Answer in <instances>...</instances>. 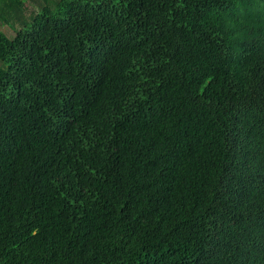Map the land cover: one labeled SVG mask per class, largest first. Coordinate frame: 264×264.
Masks as SVG:
<instances>
[{
    "label": "trees",
    "instance_id": "obj_1",
    "mask_svg": "<svg viewBox=\"0 0 264 264\" xmlns=\"http://www.w3.org/2000/svg\"><path fill=\"white\" fill-rule=\"evenodd\" d=\"M0 0V264H264V0Z\"/></svg>",
    "mask_w": 264,
    "mask_h": 264
},
{
    "label": "rangeland",
    "instance_id": "obj_2",
    "mask_svg": "<svg viewBox=\"0 0 264 264\" xmlns=\"http://www.w3.org/2000/svg\"><path fill=\"white\" fill-rule=\"evenodd\" d=\"M42 3H43V0H37V2H34V3L29 1V7L30 6L32 7L34 5L33 7L38 8L40 7V4ZM19 27L20 25L18 26L15 21H13L11 24H2V23L0 24V29L5 31L11 38L14 36L16 29H18Z\"/></svg>",
    "mask_w": 264,
    "mask_h": 264
},
{
    "label": "crops",
    "instance_id": "obj_3",
    "mask_svg": "<svg viewBox=\"0 0 264 264\" xmlns=\"http://www.w3.org/2000/svg\"><path fill=\"white\" fill-rule=\"evenodd\" d=\"M18 25V24H17ZM19 26V25H18Z\"/></svg>",
    "mask_w": 264,
    "mask_h": 264
}]
</instances>
